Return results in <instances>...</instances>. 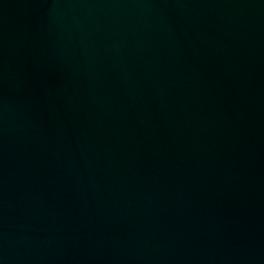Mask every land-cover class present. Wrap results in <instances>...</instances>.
Wrapping results in <instances>:
<instances>
[{
  "label": "water",
  "instance_id": "1",
  "mask_svg": "<svg viewBox=\"0 0 264 264\" xmlns=\"http://www.w3.org/2000/svg\"><path fill=\"white\" fill-rule=\"evenodd\" d=\"M0 264H264V0H0Z\"/></svg>",
  "mask_w": 264,
  "mask_h": 264
}]
</instances>
